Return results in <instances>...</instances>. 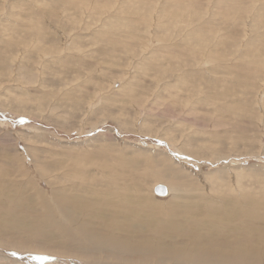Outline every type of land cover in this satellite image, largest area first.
<instances>
[{"label": "rangeland", "instance_id": "1", "mask_svg": "<svg viewBox=\"0 0 264 264\" xmlns=\"http://www.w3.org/2000/svg\"><path fill=\"white\" fill-rule=\"evenodd\" d=\"M263 237L264 0H0V264H264Z\"/></svg>", "mask_w": 264, "mask_h": 264}, {"label": "bare ground", "instance_id": "2", "mask_svg": "<svg viewBox=\"0 0 264 264\" xmlns=\"http://www.w3.org/2000/svg\"><path fill=\"white\" fill-rule=\"evenodd\" d=\"M179 9L180 10H183V7H181L180 5H179ZM187 9L188 8H184V10L185 11H187ZM176 16V15H175ZM179 25V24H178ZM189 28V27H188ZM198 40V39H197ZM200 40V39H199ZM201 41H202V39H201ZM202 43V42H201ZM176 105V104H175ZM193 120V119H192ZM177 153V152H176ZM124 166V165H123ZM124 170V169H123ZM122 170V171H123ZM119 174V173H118ZM118 176H121V174L120 175H118ZM126 186V185H125ZM116 188H118V186H115ZM121 187V186H120ZM124 187V186H123ZM122 187V188H123ZM121 188V189H122ZM125 188V187H124ZM158 188H160V185L159 186H157L155 189H154V191H155V193L156 194H161V195H164V194H166V192L165 193H163V192H159V190H157ZM173 188V187H172ZM171 188V189H172ZM121 189H120V191H121ZM113 190V189H112ZM123 190V189H122ZM166 190V189H165ZM115 191V190H114ZM126 191H128V189L126 190ZM172 191V190H171ZM170 191V192H171ZM132 192V191H131ZM114 193V192H113ZM116 193V192H115ZM122 193V192H121ZM125 193V192H124ZM123 193V194H124ZM127 193V192H126ZM152 193V192H151ZM117 194V193H116ZM140 194V193H139ZM153 194V193H152ZM120 195V194H119ZM127 195V194H126ZM138 195V194H137ZM75 196V195H74ZM74 196H71L72 197V199H73V197ZM76 198L78 197L77 195L75 196ZM75 197H74V199L73 200H75ZM119 197V196H118ZM70 198V197H69ZM80 198V201L82 200L81 199V197H79ZM120 198V197H119ZM118 198V199H119ZM126 198V197H125ZM125 198H123V199H125ZM127 198H128V196H127ZM137 198V197H136ZM67 199V198H66ZM109 199V198H108ZM121 199V198H120ZM62 200V199H61ZM64 200V202L66 201V204H67V200H65V198L63 199ZM62 200V201H63ZM69 200H71V199H69ZM77 200V199H76ZM76 200H75V202H76ZM79 201V200H78ZM78 201H77V203H78ZM83 201V200H82ZM121 201V200H120ZM133 201V200H132ZM136 201V200H135ZM56 202V201H55ZM58 202V201H57ZM56 202V203H57ZM71 202V201H70ZM107 202H108V200H107ZM109 202H111V201H109ZM215 202V201H214ZM213 202V203H214ZM59 203V202H58ZM85 203V202H84ZM84 203H82L81 202V204H84ZM118 203V202H117ZM142 203V202H141ZM60 204V203H59ZM74 204V203H73ZM72 204V205H73ZM76 204V203H75ZM78 204H80V203H78ZM78 204H76L77 205V207H78ZM80 204V205H81ZM108 204V203H107ZM134 203H132V205H133ZM209 204V203H208ZM58 205V204H57ZM75 205V206H76ZM120 205V204H119ZM123 205V204H122ZM136 205V204H135ZM138 205V204H137ZM136 205V206H137ZM212 205V204H211ZM211 205H209V206H211ZM60 207H67V206H65V205H62V204H60L59 205ZM69 206V205H68ZM74 206V205H73ZM74 206V207H75ZM84 207H85V204L83 205ZM86 206H88V205H86ZM124 206H126V205H124ZM135 206V207H136ZM209 206H207V207H209ZM213 206V205H212ZM70 207V206H69ZM81 207V206H80ZM132 207L133 206H131V209H132ZM138 207H140V206H138ZM145 207V206H144ZM143 207V208H144ZM152 207H154L153 205H152ZM57 208H58V206L56 207V211H49L48 213L50 214L49 216H48V218H49V220H51L50 222L54 225L53 226V228L55 227V224H57L58 226V228L59 229H62V230H64L67 234V238H69L70 240H72V241H76L78 244H79V246L81 247V248H90L91 247V245L92 246H98V247H104L103 245H107V246H111L112 248H114V249H122L121 247L124 245H122L120 242H123V240L124 239H122V241L121 240H119V239H117V237H115L116 239H114L113 238V242H111L110 240H109V237L107 236H97V235H95V233L94 232H92V230H89V229H87V226H85L84 224H80V223H76V224H78V228L76 229V230H74V229H72V227H70L69 225V227L68 226H66V225H64V223H62V222H60L59 220H58V217H61V218H63V221H65V219H66V221H68V219H70V220H72L71 219V213L69 212V210L67 211V210H65L66 211V213H67V215L64 213L63 214V212H64V210L63 209H61V208H58V210H57ZM79 208V207H78ZM14 209V208H13ZM60 209V210H59ZM72 212H74L75 210V208L72 210L71 209V207L69 208ZM94 209V208H93ZM130 209V210H131ZM134 209V208H133ZM154 209V208H153ZM61 210H63V212L61 211ZM77 210V209H76ZM139 210V209H138ZM142 210V209H141ZM79 211V210H78ZM77 211V212H78ZM82 211V210H81ZM80 211V212H81ZM83 211H84V209H83ZM88 211H89V209H88ZM92 211V210H91ZM128 211V210H127ZM131 211H133V210H131ZM135 211V210H134ZM225 211H227V210H225ZM11 212V211H10ZM53 212H55V213H53ZM136 212H137V210H136ZM142 212V211H141ZM146 212V211H145ZM228 212V211H227ZM226 212V213H227ZM241 212V211H240ZM245 212V211H244ZM75 213H76V211H75ZM102 213V212H101ZM130 213V212H129ZM135 212H133V214H134ZM137 213H139V212H137ZM136 213V214H137ZM229 213V212H228ZM228 213H227V215H228ZM231 213H233V212H231ZM234 213H238V212H234ZM250 213V212H249ZM73 214V213H72ZM77 214V213H76ZM78 214H79V212H78ZM84 214H86V212H84ZM88 214V213H87ZM140 214V213H139ZM142 214V213H141ZM144 214V213H143ZM240 214V213H239ZM243 214H245V213H243ZM64 215V216H63ZM83 215V214H82ZM90 215V214H89ZM92 215H95L96 216V214H92ZM92 215L90 216L91 218H92ZM138 215V214H137ZM136 215V216H137ZM146 215V214H145ZM169 215V214H168ZM232 215V214H231ZM238 215V214H237ZM236 215V216H237ZM251 215V214H250ZM94 216V217H95ZM124 216V215H123ZM141 216V215H140ZM140 216H138V217H140ZM220 216V215H219ZM221 216H222V213H221ZM235 216V215H234ZM242 216V215H241ZM12 217L13 216H11L10 215V220H14V217H15V215H14V217H13V219H12ZM53 217H55V218H53ZM57 217V218H56ZM73 217V216H72ZM82 217V216H81ZM125 217V216H124ZM131 217V216H130ZM164 217V216H163ZM252 217V216H251ZM87 218H89V217H87ZM96 219H97V217H95ZM111 218H113V217H111ZM133 218H135V216L133 217ZM169 218H171L170 216H169ZM238 218H240L239 216H238ZM74 219H75V217H74ZM82 219V218H81ZM80 219V220H81ZM140 219V218H139ZM165 219V218H164ZM248 219V218H247ZM246 219V220H247ZM257 220H258V218H256ZM20 220V219H19ZM69 220V221H70ZM79 220V219H78ZM91 220V219H90ZM94 220V219H93ZM133 220V219H132ZM138 220V219H137ZM223 220H226L225 218L223 219ZM222 220V221H223ZM252 220V219H251ZM255 220V219H254ZM21 221V220H20ZM26 221V220H25ZM8 222H10L9 220H8ZM72 222V221H71ZM73 222H77V221H73ZM72 222V223H73ZM80 222V221H79ZM82 222V221H81ZM118 222V221H117ZM133 222V221H132ZM135 222V221H134ZM133 222V223H134ZM141 222V221H140ZM166 222V221H165ZM7 223V222H6ZM70 223V222H69ZM86 223V222H85ZM112 223V222H111ZM135 223H137V221L135 222ZM143 223H144V221H143ZM168 223H170V224H173V220H172V218H171V220H169V222ZM224 223H226V222H224ZM250 223V222H249ZM12 224V223H11ZM10 224V225H11ZM14 224V223H13ZM25 224V223H24ZM216 224H220V221H217L215 224H213V226H216ZM252 224V223H251ZM15 225V224H14ZM14 225H13V228H14ZM17 225V224H16ZM26 225H28L27 223H26ZM72 225V224H71ZM138 226H139V222H138V224H137ZM144 225V224H143ZM166 225V224H165ZM254 225H255V223H254ZM18 226H20V225H18ZM17 226V227H18ZM111 226V225H110ZM133 226V225H132ZM28 227H29V225H28ZM57 227H56V229H57ZM130 227V226H129ZM134 227H135V225H134ZM145 227H146V225H145ZM166 227V226H165ZM173 227V226H172ZM24 228V227H23ZM75 228V227H74ZM132 228V227H131ZM143 228V227H142ZM167 228V227H166ZM166 228H164V229H166ZM261 228V227H260ZM55 229V228H54ZM120 229V228H119ZM122 229V228H121ZM120 229V230H121ZM130 229V228H129ZM148 229V228H147ZM146 229V230H147ZM159 229V228H158ZM173 229V228H172ZM118 230V229H117ZM125 231H126V229H124ZM139 230V229H138ZM137 230V231H138ZM144 230V229H143ZM146 230H145V232H146ZM169 230V229H168ZM262 230V229H261ZM260 230V231H261ZM63 231V232H64ZM109 231H110V229H109ZM148 231V230H147ZM65 232H64V234H65ZM111 232V231H110ZM130 232H132V231H130ZM166 232V231H165ZM109 233V232H108ZM112 233V232H111ZM99 234V233H98ZM101 234V233H100ZM138 233H136V235H137ZM103 235V234H102ZM108 235V234H107ZM112 235V234H111ZM116 235V234H115ZM110 236V235H109ZM113 236V235H112ZM117 236V235H116ZM126 236V235H125ZM130 236V235H129ZM128 235H127V238L129 237ZM134 236V235H133ZM63 237V236H62ZM65 237V236H64ZM137 237V236H136ZM135 237V238H136ZM144 237V236H143ZM146 237V236H145ZM238 237H239V235H238ZM264 238V237H263ZM112 239V238H111ZM222 239V238H221ZM65 240V239H64ZM131 240H132V237H131ZM147 240V239H146ZM243 240V239H242ZM242 240H241V242H242ZM136 241V240H135ZM137 241H143L142 239L141 240H138L137 239ZM136 241V242H137ZM159 241V240H158ZM237 241H238V239H237ZM67 242V241H66ZM108 242H109V244H108ZM111 242V243H110ZM125 243L127 242V241H124ZM129 242V241H128ZM133 242V241H132ZM148 242V241H147ZM156 242V241H155ZM69 243H71L70 241H69ZM74 243V242H73ZM76 243V244H77ZM131 243V242H130ZM134 243V245H132L133 246V248H134V246H135V248L138 246H136V244H135V242H133ZM76 244H74V245H76ZM77 244V245H78ZM127 244V243H126ZM125 244V245H126ZM129 244V243H128ZM146 243H144L143 242V245H145ZM154 244H156V243H154ZM199 244V243H198ZM124 245V246H125ZM157 245V244H156ZM156 245H154L155 247H156ZM204 246H206V247H204ZM203 247H196L195 248V246H194V249H192L191 250V253L192 254H198V255H196V258H198V260L200 261V262H203V261H207L208 259H211V258H214V257H212V256H215V255H219V256H222V255H226V256H229V257H235V256H233L232 254H231V252H227V251H221V250H218V249H214L213 248V246H208L207 247V245L205 244ZM15 247V246H14ZM13 247V248H14ZM79 247V248H80ZM126 247V246H125ZM129 247V246H128ZM141 247H142V245H141ZM159 249H158V252H159V254L160 255H163V257L164 258H172L173 256H175V254H177V251L176 252H174V251H166L164 248H162L161 246H157ZM18 248V247H17ZM34 248V247H33ZM36 248V247H35ZM131 248V247H130ZM143 248V247H142ZM141 248V249H142ZM146 248V247H145ZM221 248V247H220ZM24 249H26L27 251H29V250H32V251H36V253H38L39 251L40 252H47V253H52V255L53 254H55V255H58V257L60 256V257H62V256H65L67 253H65V252H60V251H52V250H48V251H44V249L43 250H41V248L38 250H33V249H30V247L29 248H27V247H25V248H23V249H20V250H24ZM126 249V248H125ZM125 249H123V250H125ZM137 249V248H136ZM144 249V248H143ZM153 249V248H152ZM131 250V249H130ZM140 250V249H139ZM156 250V249H155ZM231 250V249H230ZM120 251V250H119ZM138 251V250H137ZM146 250H144V252H145ZM151 251H154V249L153 250H151ZM81 252V251H80ZM126 251H124V253H125ZM133 252V251H132ZM142 252V251H141ZM147 252V251H146ZM180 252V251H179ZM178 252V253H179ZM236 252V251H235ZM127 253H129V252H127ZM138 253V252H137ZM150 253H153L154 254V252H150ZM188 253V255L190 256L191 254L189 253V252H187ZM237 254V256H238V253H236ZM68 255H70V256H72V255H75L76 257H78L79 255L78 254H76V253H72V254H68ZM130 256H131V254H129ZM69 257V256H68ZM82 257V256H81ZM224 257V256H223ZM67 258V257H66ZM129 261V260H128ZM130 262V261H129ZM131 264H133L132 262H131ZM139 264V263H138Z\"/></svg>", "mask_w": 264, "mask_h": 264}, {"label": "water", "instance_id": "3", "mask_svg": "<svg viewBox=\"0 0 264 264\" xmlns=\"http://www.w3.org/2000/svg\"><path fill=\"white\" fill-rule=\"evenodd\" d=\"M157 190H159V192H162V191H161V188H158Z\"/></svg>", "mask_w": 264, "mask_h": 264}]
</instances>
